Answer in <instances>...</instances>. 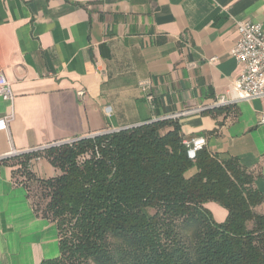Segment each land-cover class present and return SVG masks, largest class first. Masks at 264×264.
Masks as SVG:
<instances>
[{"label":"crops","instance_id":"1","mask_svg":"<svg viewBox=\"0 0 264 264\" xmlns=\"http://www.w3.org/2000/svg\"><path fill=\"white\" fill-rule=\"evenodd\" d=\"M242 20L264 30V0H0V70L14 93L12 104L0 99V118L13 115L0 132V157L137 127L154 110L184 112L176 119L184 141L201 137L211 154L236 159L264 195V100L196 111L237 76L230 51ZM143 80L152 84L153 110ZM13 170L0 161V264L55 259L58 230L34 213ZM32 172L58 175L45 159ZM205 207L217 223L225 220L217 204ZM257 211L264 214V204Z\"/></svg>","mask_w":264,"mask_h":264},{"label":"trees","instance_id":"2","mask_svg":"<svg viewBox=\"0 0 264 264\" xmlns=\"http://www.w3.org/2000/svg\"><path fill=\"white\" fill-rule=\"evenodd\" d=\"M154 115L1 161L14 168L34 213L58 230L59 255L41 264H264V195L253 175L205 148L188 159L177 120ZM36 157L58 175L37 177ZM207 203L225 210L223 222Z\"/></svg>","mask_w":264,"mask_h":264},{"label":"built area","instance_id":"3","mask_svg":"<svg viewBox=\"0 0 264 264\" xmlns=\"http://www.w3.org/2000/svg\"><path fill=\"white\" fill-rule=\"evenodd\" d=\"M235 29L239 35L237 42L230 51V56L234 59L238 67L237 76L230 82V85L225 94L219 96L212 102L211 105L197 109V112H202L208 109L233 107L240 102H251L253 100H264V30L260 24L253 23L248 20L235 21ZM145 96V101L153 110L154 96L151 92L152 84L148 80H143L138 84ZM79 99L85 96L83 90L77 92ZM0 99L4 102L12 104L14 100V93L4 73L0 70ZM106 114L109 115L110 109H105ZM195 111V110H194ZM184 113V112H183ZM183 113L171 114L159 118V120H176ZM13 120V115L9 114L0 118V132H7L9 124ZM155 121V119H153ZM264 123V118L260 120ZM120 130H107L99 134L90 135L88 138H94L98 135L116 133ZM80 139H72L66 141H58L51 144H46L37 148L21 152L15 149L0 157V161H4L24 153H34L43 151L51 147H60L63 145H71ZM186 148L187 158L194 160L196 154L206 146V141L199 137L188 141H183ZM40 157L33 159L32 163L40 161Z\"/></svg>","mask_w":264,"mask_h":264},{"label":"bare ground","instance_id":"4","mask_svg":"<svg viewBox=\"0 0 264 264\" xmlns=\"http://www.w3.org/2000/svg\"><path fill=\"white\" fill-rule=\"evenodd\" d=\"M97 135V134H96ZM88 138V137H87Z\"/></svg>","mask_w":264,"mask_h":264}]
</instances>
